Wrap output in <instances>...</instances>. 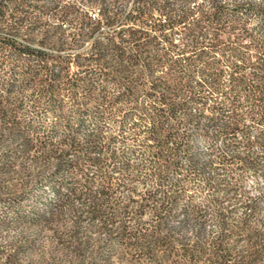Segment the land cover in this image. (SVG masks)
Masks as SVG:
<instances>
[{"label": "trees", "instance_id": "16d2710c", "mask_svg": "<svg viewBox=\"0 0 264 264\" xmlns=\"http://www.w3.org/2000/svg\"><path fill=\"white\" fill-rule=\"evenodd\" d=\"M67 46L80 48L58 53ZM42 107L53 116L46 125L33 117ZM123 107L135 125L148 122L150 142L173 144L159 182L181 167L183 178H201L198 190L223 198L188 199L181 214L172 210L177 192L136 198L128 187L121 200L111 173L127 175L129 164L109 147L115 132L98 123ZM23 159L40 167L0 199V229L20 228L0 244V264H140L157 251L169 258L173 242L181 264H264V192H239L244 171L264 179V0H0V176L23 170ZM145 209L151 223L141 222Z\"/></svg>", "mask_w": 264, "mask_h": 264}, {"label": "rangeland", "instance_id": "374dc122", "mask_svg": "<svg viewBox=\"0 0 264 264\" xmlns=\"http://www.w3.org/2000/svg\"><path fill=\"white\" fill-rule=\"evenodd\" d=\"M67 2H77L81 3L84 0H63ZM233 0H228V2H232ZM240 2H248L252 1L253 3H257L260 0H237ZM84 5H88L84 2ZM87 8V7H86ZM91 14H96L97 9L89 7ZM155 17H158V14L155 13ZM245 18H251L250 22L253 26L258 25V20L255 14H243ZM65 36L68 39L69 30L67 28V24H64ZM105 31L108 32L109 29L105 27ZM34 45H39L34 44ZM80 47H66L65 49L58 51V53L62 55H67L68 53H73L77 51ZM48 52L55 54L57 52L56 49H53L51 46H44ZM225 68V73L229 70L226 65L223 66ZM224 73V74H225ZM226 75L223 76L225 78ZM207 96H210L208 92H206ZM28 93L27 95H29ZM142 98V95L140 96ZM208 100V98H207ZM142 101V99H141ZM193 106V105H192ZM73 107L69 100L64 101V110L66 114H70ZM115 113V112H114ZM137 115L132 114L128 108L123 107V109L119 112H116L112 119L109 121L107 119H100L98 125L103 127V131L109 132V130H113L117 135L116 140L112 141L109 145L112 149L116 150L117 154H119L120 161L129 164V172L126 175L119 174V171H114L111 173L112 184L114 186L113 192L121 198V200H126L128 196L131 194V190H128V187H133L137 192L136 198H140L145 196L148 192H156L159 196L160 192H177L179 197L174 206H172L173 212L177 214H181V209L186 205L188 199H191L195 204H203L209 202L212 197L223 198L222 192L223 190L216 189L215 191H210L205 188L198 190L199 184H201L200 177H193L189 179V177L183 178V174L186 172L181 169V167H172L167 172V177L165 180L159 182V180L155 177V174L161 170L162 164H164L171 156L170 150L173 147L171 141L165 140L164 143H158L156 141H149L147 137L146 128L148 126V122L144 119H139L136 122V125L133 123L136 119ZM36 124L42 123L44 125L49 124L51 119L53 118L52 113L46 111V108H40L34 115ZM244 123L249 126H253L252 121L249 118H244ZM91 124V123H90ZM135 132V134L130 132ZM256 134V130H250V137ZM238 141L241 140V135L238 136ZM197 147L199 149H206V142L198 138L196 141ZM237 150L239 153L242 152V146L239 143ZM179 162H181V152ZM242 154V153H241ZM206 158V157H205ZM119 160H117L116 164L118 165ZM40 167L39 162L34 163L29 159H23V170H19L18 172H7L0 176V199H4L12 196L13 194L19 193L23 183L28 178V174L31 172H35ZM233 173L235 177H239V174L242 175L238 169L232 167ZM235 169V170H234ZM94 169L91 168L89 174H92ZM116 170V169H115ZM242 175L243 186L244 189L239 192H249V195H252L256 192H264V179L255 176L252 171H244ZM215 179L220 181L224 180L223 172L221 170H217V174H215ZM29 180V179H27ZM181 186L183 187L182 193L184 195L181 196ZM196 187V188H195ZM43 192L47 198L52 199L53 192L49 186L43 185ZM195 188V189H194ZM30 192L34 194L41 193V190L34 189ZM241 201L247 200V196L242 195L238 197ZM227 201V200H226ZM124 202V201H123ZM6 202H0V212L5 208ZM239 205V204H238ZM136 206L133 205L132 208ZM261 207H264V200L261 202ZM15 210V208H14ZM241 208L237 209L236 214H240ZM13 211H10L6 214V219L12 221L15 217ZM3 215V214H2ZM260 217L262 222H264V212L260 213ZM153 221V213L151 209H145V213L141 218L142 223H151ZM146 227L147 225H143ZM143 227V228H144ZM211 228L215 231L217 228L212 225ZM262 231H264V225L260 227ZM20 228H14L13 226H9L6 228L0 229V244H6L10 240L16 239L18 237V233ZM45 248L54 247V242L50 239L45 240L43 243ZM118 251L122 250V247L116 246ZM170 254L169 258H164L162 256L161 251H157L156 257L154 260L149 258H144L141 260L140 264H181V244L179 242H173L171 247L169 248ZM36 258V256H33Z\"/></svg>", "mask_w": 264, "mask_h": 264}]
</instances>
